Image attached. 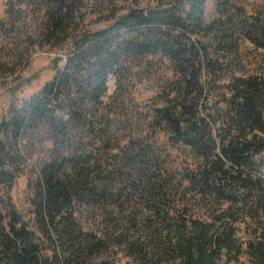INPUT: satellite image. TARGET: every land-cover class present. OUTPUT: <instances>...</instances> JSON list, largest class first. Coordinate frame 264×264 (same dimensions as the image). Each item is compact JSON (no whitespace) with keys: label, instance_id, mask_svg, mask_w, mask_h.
<instances>
[{"label":"trees","instance_id":"1","mask_svg":"<svg viewBox=\"0 0 264 264\" xmlns=\"http://www.w3.org/2000/svg\"><path fill=\"white\" fill-rule=\"evenodd\" d=\"M116 2L6 4L7 92L20 93L19 72L36 49L68 50L62 69L0 119V264H115L120 253L129 264H264V15L216 0L204 24L205 0L122 10ZM89 16L107 25L92 29ZM109 79L115 102L143 85L153 103L146 130L114 158L125 178L105 174L101 159L92 175L80 147ZM39 129L54 150L31 148ZM24 174L21 211L10 191ZM126 178L147 204L141 224L118 217L112 202Z\"/></svg>","mask_w":264,"mask_h":264},{"label":"rangeland","instance_id":"2","mask_svg":"<svg viewBox=\"0 0 264 264\" xmlns=\"http://www.w3.org/2000/svg\"><path fill=\"white\" fill-rule=\"evenodd\" d=\"M165 0H117L116 4L121 8H128L132 5H137L139 7L145 6H155L159 2ZM16 3L17 0H0V21H2L8 10L6 4ZM23 6L22 9L26 10L28 17L25 20V23L28 26H32L31 30L35 28V23H38V20H33L32 16L29 14L31 11L30 6ZM244 9H246L248 14L255 15L261 13L264 15V0H241ZM216 12V0H205L202 5V23L207 24L215 18ZM36 16V15H35ZM35 18V17H34ZM37 18V16H36ZM86 24H92L96 20L94 16H89L86 18ZM33 23V24H32ZM107 23H97L90 25L92 29H103ZM11 46L7 41H0V52L6 53ZM67 47L63 49H51L44 48L43 50L36 49L31 57L28 60L27 66L22 72H19L20 79L18 83L21 82L22 89L19 94H10L6 91L7 88L13 86L12 77H7V79L0 78V119L4 117L8 106L11 103H20L21 101H28L34 93L39 92L44 85L53 78V75L56 71L61 70L64 65V60L67 57ZM9 59L7 56L2 59V63L8 62ZM56 65V70H53V66ZM12 68V65H8ZM107 93L105 97L100 101L101 108L98 111V119L92 121L93 130L91 132H86L83 130L80 132V138L83 139L80 143V147L85 151L84 157H82L84 162L89 161V167L92 171V175L96 174V170L93 171V167L98 169V165H95L96 162L102 160V171L104 170L105 174L112 173L116 177L129 173L128 169L124 167V162L118 164V161L114 158H120L119 155L124 156V152L128 150L129 140L134 136L137 131L146 130L144 120L149 114L150 110L153 107V103L148 100L151 96V92L147 90L146 86L141 85L138 87V92L135 91L132 96L127 97L123 103L115 102L111 95L114 91V80L109 79L107 82ZM100 117V118H99ZM140 132V133H141ZM132 135V136H131ZM131 136V137H130ZM102 138V139H100ZM53 136L48 134L47 131L39 129L36 131L35 137L29 143L31 148L34 151H52L53 148ZM133 142V138H131ZM90 152H92L90 154ZM159 152L164 156L165 149H159ZM174 157H178V154L175 153ZM39 160V156L36 155L33 158V162ZM164 160V159H163ZM112 164V166L106 164ZM101 162V161H100ZM108 165V166H107ZM126 166V165H125ZM133 177V174L130 176ZM29 177H26L25 174L15 182V185L11 188L12 200L19 208V210L24 211L26 205L24 204V192ZM125 182V180H124ZM123 182V185L116 184L114 198L112 202L117 205L116 213L118 217L128 216L134 220H139V224L142 223V220H148L149 216L147 215L145 202L143 203L142 198H140V193L138 190L133 188L134 184L131 179L129 182ZM144 199V198H143ZM109 204V203H107ZM112 209V206H110ZM128 209V210H127ZM123 255L120 253L118 255L115 264H129V260L124 259ZM160 264V263H154ZM162 264H171L170 262H163Z\"/></svg>","mask_w":264,"mask_h":264}]
</instances>
